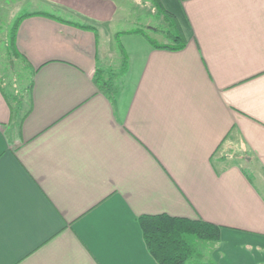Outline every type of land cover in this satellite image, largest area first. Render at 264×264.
Listing matches in <instances>:
<instances>
[{
    "label": "crops",
    "instance_id": "0c3cea01",
    "mask_svg": "<svg viewBox=\"0 0 264 264\" xmlns=\"http://www.w3.org/2000/svg\"><path fill=\"white\" fill-rule=\"evenodd\" d=\"M125 1H20L33 86L14 113L0 83V264H159L138 217L162 213L220 226L219 264H264V182L230 157L264 169V0H160L182 50L112 28ZM119 39L113 102L95 78Z\"/></svg>",
    "mask_w": 264,
    "mask_h": 264
},
{
    "label": "trees",
    "instance_id": "16d2710c",
    "mask_svg": "<svg viewBox=\"0 0 264 264\" xmlns=\"http://www.w3.org/2000/svg\"><path fill=\"white\" fill-rule=\"evenodd\" d=\"M157 12L168 22L172 28L165 31V37L171 43H159L149 38L150 43L157 48L170 50H182L185 48L187 41L182 26L177 18L168 12L162 6L160 0H153ZM31 14H25L18 18L13 26L11 35V46L14 54L19 57L20 53L15 47V37L17 27L22 18ZM81 28H94L90 25H83L76 22L66 21ZM134 32L143 33V30ZM123 61L120 67V73L110 72L106 77L104 71H96L95 83L98 89L107 95L113 102H116L124 83V77L128 68V58L124 48L120 47ZM121 75V76H120ZM0 83L4 87V94L12 106V112H21L22 103L29 96L32 90V83L27 88V93L7 92L3 80ZM143 231L145 243L149 252L159 262V264H219L213 258L206 261L202 260L203 253L199 248L200 242H210L215 245L220 241L221 227L203 219H190L185 217L171 216L166 213L155 215H141L138 217ZM213 247V246H212Z\"/></svg>",
    "mask_w": 264,
    "mask_h": 264
},
{
    "label": "rangeland",
    "instance_id": "374dc122",
    "mask_svg": "<svg viewBox=\"0 0 264 264\" xmlns=\"http://www.w3.org/2000/svg\"><path fill=\"white\" fill-rule=\"evenodd\" d=\"M22 1V0H20ZM19 0H0V78L3 80L6 90L10 94L27 93L26 88L33 79V71L29 67H24V62L20 57H17L11 46V35L13 26L18 18L26 12L23 3ZM119 1V0H118ZM153 0H126L120 14L125 15L114 24L112 28L117 31H129L134 28H140L149 37H152L159 43H171L164 36L165 31L172 28L168 22L157 12ZM24 7V8H23ZM113 47L121 54L120 47L124 46L122 40L118 42L113 40ZM113 48V49H114ZM120 59L119 56L112 55L109 57V62L104 67V76H108L110 72L115 74L120 73ZM123 59V56H122ZM121 76V75H120ZM26 96H28L26 94ZM27 99V97H26ZM244 155L237 146L230 151V157L236 159L242 166L246 167L252 174L256 172L259 176L257 182H264V169L262 167L248 165ZM236 156V157H234ZM254 171V172H253ZM262 180V181H261ZM213 243L200 242L199 248L203 253L202 260L206 261L212 258L210 251L212 250Z\"/></svg>",
    "mask_w": 264,
    "mask_h": 264
}]
</instances>
